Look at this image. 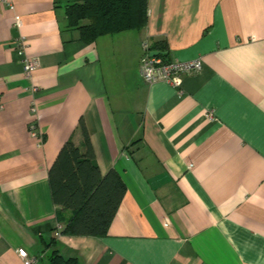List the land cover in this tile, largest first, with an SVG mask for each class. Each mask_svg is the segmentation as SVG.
<instances>
[{
  "label": "crops",
  "instance_id": "0c3cea01",
  "mask_svg": "<svg viewBox=\"0 0 264 264\" xmlns=\"http://www.w3.org/2000/svg\"><path fill=\"white\" fill-rule=\"evenodd\" d=\"M71 1L0 0V264L20 246L35 264H264V0H149L144 28L93 42ZM145 38L203 67L146 81ZM81 119L127 185L103 236L56 234L49 169L69 138L85 149Z\"/></svg>",
  "mask_w": 264,
  "mask_h": 264
},
{
  "label": "trees",
  "instance_id": "16d2710c",
  "mask_svg": "<svg viewBox=\"0 0 264 264\" xmlns=\"http://www.w3.org/2000/svg\"><path fill=\"white\" fill-rule=\"evenodd\" d=\"M149 0H72L65 5L67 28H78L86 42L100 35L141 29L148 22ZM152 50L170 57L165 40ZM84 150L69 138L49 169L52 195L57 204L61 233L105 235L124 197L127 185L115 168L102 173L87 126L80 120ZM56 238H53V242ZM51 264H81L78 257H65L54 249Z\"/></svg>",
  "mask_w": 264,
  "mask_h": 264
},
{
  "label": "built area",
  "instance_id": "2783aa9c",
  "mask_svg": "<svg viewBox=\"0 0 264 264\" xmlns=\"http://www.w3.org/2000/svg\"><path fill=\"white\" fill-rule=\"evenodd\" d=\"M6 1L7 0H3ZM13 7V5H10ZM143 56L140 62V71L146 81L152 82L159 79L167 80L168 82L178 84L184 73L200 70L203 67V59L201 57L191 59H179L172 57L165 58L164 55L153 53L151 43L148 38L142 42ZM19 54L22 55V63L24 71L28 77H32L34 70L40 65V59L36 55H29L27 52V42L21 39L17 45ZM37 86L35 85L34 88ZM31 130L34 134H40L37 131V124L35 121L31 123ZM62 225H58L56 234L59 235ZM18 253L21 256L22 264H35L37 257L30 253L25 246L18 248Z\"/></svg>",
  "mask_w": 264,
  "mask_h": 264
},
{
  "label": "water",
  "instance_id": "95a60500",
  "mask_svg": "<svg viewBox=\"0 0 264 264\" xmlns=\"http://www.w3.org/2000/svg\"><path fill=\"white\" fill-rule=\"evenodd\" d=\"M156 51L153 50V53H155Z\"/></svg>",
  "mask_w": 264,
  "mask_h": 264
},
{
  "label": "rangeland",
  "instance_id": "374dc122",
  "mask_svg": "<svg viewBox=\"0 0 264 264\" xmlns=\"http://www.w3.org/2000/svg\"><path fill=\"white\" fill-rule=\"evenodd\" d=\"M133 30H136V29H133Z\"/></svg>",
  "mask_w": 264,
  "mask_h": 264
}]
</instances>
